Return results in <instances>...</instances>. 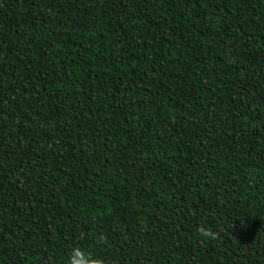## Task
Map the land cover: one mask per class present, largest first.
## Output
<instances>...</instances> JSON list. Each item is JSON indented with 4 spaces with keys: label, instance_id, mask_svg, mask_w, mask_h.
<instances>
[{
    "label": "trees",
    "instance_id": "16d2710c",
    "mask_svg": "<svg viewBox=\"0 0 264 264\" xmlns=\"http://www.w3.org/2000/svg\"><path fill=\"white\" fill-rule=\"evenodd\" d=\"M0 264H264V0H0Z\"/></svg>",
    "mask_w": 264,
    "mask_h": 264
},
{
    "label": "clouds",
    "instance_id": "9594fccd",
    "mask_svg": "<svg viewBox=\"0 0 264 264\" xmlns=\"http://www.w3.org/2000/svg\"><path fill=\"white\" fill-rule=\"evenodd\" d=\"M201 235H203L205 238H211L214 236V233H212L210 230L201 229L200 230Z\"/></svg>",
    "mask_w": 264,
    "mask_h": 264
}]
</instances>
